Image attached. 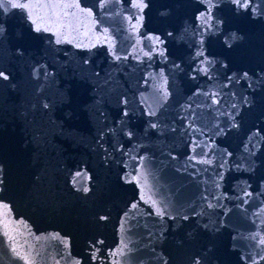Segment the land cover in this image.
<instances>
[{
    "label": "water",
    "instance_id": "obj_1",
    "mask_svg": "<svg viewBox=\"0 0 264 264\" xmlns=\"http://www.w3.org/2000/svg\"><path fill=\"white\" fill-rule=\"evenodd\" d=\"M18 2L74 0H0V264H264V0Z\"/></svg>",
    "mask_w": 264,
    "mask_h": 264
},
{
    "label": "snow or ice",
    "instance_id": "obj_2",
    "mask_svg": "<svg viewBox=\"0 0 264 264\" xmlns=\"http://www.w3.org/2000/svg\"><path fill=\"white\" fill-rule=\"evenodd\" d=\"M208 3L211 5L213 4V0H208ZM232 3L237 6V8H244L248 9L250 4L252 3V0H232ZM146 5H141V7H144ZM12 8H21L28 10L31 7L36 8H42L45 11V14L43 16H39L38 19L40 20H47L50 21V26L48 28H45V31L50 30L51 26H55L57 29L61 28H71L74 25L78 26L82 22V17H91L92 13L90 10L85 11L84 9L80 8V5L78 3V0H74V2H57V3H45V4H37V5H29L27 2H18V3H12ZM255 11V9H252ZM208 12H211V8L208 9ZM31 15V12H29ZM33 24H36V31H40V24L37 22V19H34ZM0 77H2L4 80L8 79V76L0 71ZM155 127V125H153ZM77 175H80L79 173ZM84 192H87L88 189L84 188ZM137 205H132L133 208H135ZM7 205L3 202H0V208H6ZM157 215H164L162 211H158ZM101 219H105V217H101ZM187 219V217H185ZM261 244H264V240L260 241ZM13 251H16L14 248ZM194 264H199V261H195Z\"/></svg>",
    "mask_w": 264,
    "mask_h": 264
}]
</instances>
